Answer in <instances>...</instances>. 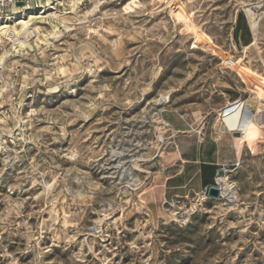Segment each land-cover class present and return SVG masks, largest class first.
I'll return each instance as SVG.
<instances>
[{
	"label": "rangeland",
	"instance_id": "1",
	"mask_svg": "<svg viewBox=\"0 0 264 264\" xmlns=\"http://www.w3.org/2000/svg\"><path fill=\"white\" fill-rule=\"evenodd\" d=\"M31 14L0 38V264H264V0H0ZM239 96L257 114L219 194L164 193Z\"/></svg>",
	"mask_w": 264,
	"mask_h": 264
},
{
	"label": "crops",
	"instance_id": "2",
	"mask_svg": "<svg viewBox=\"0 0 264 264\" xmlns=\"http://www.w3.org/2000/svg\"><path fill=\"white\" fill-rule=\"evenodd\" d=\"M241 9L236 10L235 25L233 26L234 31L229 36V40L232 41L237 46L249 47L255 40L256 34L252 31V24L248 17V14L240 12ZM249 97H236L223 105L219 112L218 118L224 116V124L214 122L212 125L211 144L214 147L213 156L210 158L192 157L188 158L183 156L180 150V157L182 159V164L180 169L170 175H166L160 185L163 186L164 193L166 191H175V194H186L190 191H201L205 187L211 185L215 178L217 177L218 171L221 169V165L232 164L234 165L237 160L240 159L241 146L239 145L237 137L234 133L237 130L236 127H230L226 123V111L229 104L233 102H239V115L240 123H246L247 121H253L254 116L257 114V109L252 107ZM246 107V108H245ZM226 111V112H224ZM220 115V116H219ZM247 124V123H246ZM241 127V125H240ZM180 130L181 127H178ZM240 129V128H239ZM230 150L228 157H224L226 151ZM228 161V162H224Z\"/></svg>",
	"mask_w": 264,
	"mask_h": 264
},
{
	"label": "bare ground",
	"instance_id": "3",
	"mask_svg": "<svg viewBox=\"0 0 264 264\" xmlns=\"http://www.w3.org/2000/svg\"><path fill=\"white\" fill-rule=\"evenodd\" d=\"M245 9L248 12V14L252 17L253 27L257 29V26L259 23V17L257 16V13L253 9V7L250 5L246 6ZM33 16L34 15L31 14L28 19L20 18V20L17 23L23 25L22 28H18L16 24L11 25L6 22H0V38L4 35V36H7L8 38L14 39L15 41H23L22 39L26 40L27 36H32V34H34V28H31V25L33 23L31 18ZM238 111L239 109L233 112L232 114H229L228 116H226L227 118L226 120L228 124L230 125V127H236L237 129L240 128L242 132L241 135L246 136L250 121L249 122L247 121V124L240 123L241 121H240V115Z\"/></svg>",
	"mask_w": 264,
	"mask_h": 264
},
{
	"label": "water",
	"instance_id": "4",
	"mask_svg": "<svg viewBox=\"0 0 264 264\" xmlns=\"http://www.w3.org/2000/svg\"><path fill=\"white\" fill-rule=\"evenodd\" d=\"M234 133L236 135H241V130L240 129H237L234 131ZM209 194L212 195V196H216L219 194V187L215 186V185H211L210 188H209Z\"/></svg>",
	"mask_w": 264,
	"mask_h": 264
},
{
	"label": "built area",
	"instance_id": "5",
	"mask_svg": "<svg viewBox=\"0 0 264 264\" xmlns=\"http://www.w3.org/2000/svg\"><path fill=\"white\" fill-rule=\"evenodd\" d=\"M237 104L239 105V102H237ZM225 112V111H224ZM212 185H214V184H212ZM211 186V185H210ZM210 186H209V188H210ZM209 188H208V191H209Z\"/></svg>",
	"mask_w": 264,
	"mask_h": 264
}]
</instances>
